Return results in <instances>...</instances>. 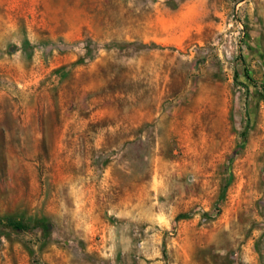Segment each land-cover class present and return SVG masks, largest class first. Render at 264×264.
Here are the masks:
<instances>
[{
  "label": "rangeland",
  "instance_id": "rangeland-1",
  "mask_svg": "<svg viewBox=\"0 0 264 264\" xmlns=\"http://www.w3.org/2000/svg\"><path fill=\"white\" fill-rule=\"evenodd\" d=\"M109 3L0 0V264H264V0Z\"/></svg>",
  "mask_w": 264,
  "mask_h": 264
},
{
  "label": "trees",
  "instance_id": "trees-1",
  "mask_svg": "<svg viewBox=\"0 0 264 264\" xmlns=\"http://www.w3.org/2000/svg\"><path fill=\"white\" fill-rule=\"evenodd\" d=\"M108 1H110V3L107 4L106 6H108L110 9H112L114 11H119V9L121 8V3L123 2V4H124L126 2V0H108ZM124 8L127 10L128 15H130V11L133 12V10L130 7L125 6ZM94 12L98 14L99 9L96 7ZM151 14H152V11L150 9H142L139 13L133 14V15H135V17L132 20H134V21H137V20L145 21ZM242 60H244L243 57H242ZM246 78L254 86H258L257 85L258 83L251 77V75H249L248 72H246ZM263 91H264V87H263ZM0 224H5L8 227H11V228L17 229V230H26L29 228V226L23 221H17L14 219H5V218H1V217H0ZM39 226L42 228L44 233H46V234L51 233V224L48 221L39 222Z\"/></svg>",
  "mask_w": 264,
  "mask_h": 264
}]
</instances>
